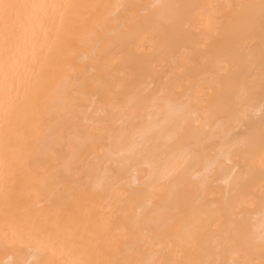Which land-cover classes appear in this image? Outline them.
Instances as JSON below:
<instances>
[{
	"label": "bare ground",
	"instance_id": "obj_1",
	"mask_svg": "<svg viewBox=\"0 0 264 264\" xmlns=\"http://www.w3.org/2000/svg\"><path fill=\"white\" fill-rule=\"evenodd\" d=\"M0 4V264H264V0Z\"/></svg>",
	"mask_w": 264,
	"mask_h": 264
},
{
	"label": "snow or ice",
	"instance_id": "obj_2",
	"mask_svg": "<svg viewBox=\"0 0 264 264\" xmlns=\"http://www.w3.org/2000/svg\"><path fill=\"white\" fill-rule=\"evenodd\" d=\"M17 5L13 4H0V22L4 25V34L7 35L11 28L14 26L16 22L15 16L11 14L10 9L17 8ZM27 7V6H23Z\"/></svg>",
	"mask_w": 264,
	"mask_h": 264
}]
</instances>
